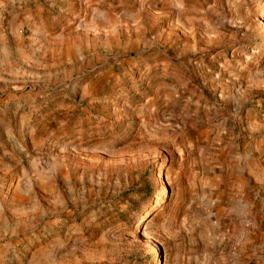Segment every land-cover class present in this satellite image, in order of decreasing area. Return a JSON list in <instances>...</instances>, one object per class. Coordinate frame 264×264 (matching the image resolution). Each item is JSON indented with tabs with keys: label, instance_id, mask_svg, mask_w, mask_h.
<instances>
[{
	"label": "rangeland",
	"instance_id": "1",
	"mask_svg": "<svg viewBox=\"0 0 264 264\" xmlns=\"http://www.w3.org/2000/svg\"><path fill=\"white\" fill-rule=\"evenodd\" d=\"M0 23V264H264V0Z\"/></svg>",
	"mask_w": 264,
	"mask_h": 264
},
{
	"label": "crops",
	"instance_id": "2",
	"mask_svg": "<svg viewBox=\"0 0 264 264\" xmlns=\"http://www.w3.org/2000/svg\"><path fill=\"white\" fill-rule=\"evenodd\" d=\"M11 41L16 42V38L10 37L7 28L0 23V58L11 56L12 53H14V49L10 46ZM21 56H24V54ZM3 245H5V243H3Z\"/></svg>",
	"mask_w": 264,
	"mask_h": 264
},
{
	"label": "built area",
	"instance_id": "3",
	"mask_svg": "<svg viewBox=\"0 0 264 264\" xmlns=\"http://www.w3.org/2000/svg\"><path fill=\"white\" fill-rule=\"evenodd\" d=\"M250 264H254V263H250Z\"/></svg>",
	"mask_w": 264,
	"mask_h": 264
}]
</instances>
